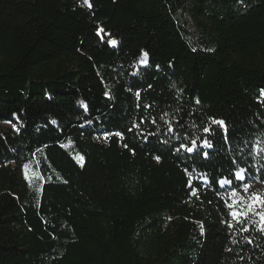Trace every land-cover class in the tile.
<instances>
[{"label": "trees", "instance_id": "1", "mask_svg": "<svg viewBox=\"0 0 264 264\" xmlns=\"http://www.w3.org/2000/svg\"><path fill=\"white\" fill-rule=\"evenodd\" d=\"M262 92L264 0H0V264H264Z\"/></svg>", "mask_w": 264, "mask_h": 264}, {"label": "rangeland", "instance_id": "2", "mask_svg": "<svg viewBox=\"0 0 264 264\" xmlns=\"http://www.w3.org/2000/svg\"><path fill=\"white\" fill-rule=\"evenodd\" d=\"M2 128L4 130H16L17 125H15L14 123L11 122H7L5 124L1 125ZM243 176V179H238L242 185L247 184L249 185V187L247 188V191H242V193L237 192L236 190H228L225 194V202L227 205V208L229 209V215H230V219L231 222H238L237 219L235 217H233L231 215L232 212L237 211V209H243L244 205L243 204H236L237 200H242V199H247L250 202H253L252 197L253 194H258L259 197H261L262 199H264V183L259 182L258 180H256L255 178H249V177H245L244 173H239L237 175ZM221 186H228L226 185L225 182L221 183ZM236 192V196L235 198H233V192ZM254 203H258V202H254ZM233 205H236V207H233ZM243 217H241L242 219Z\"/></svg>", "mask_w": 264, "mask_h": 264}, {"label": "snow or ice", "instance_id": "3", "mask_svg": "<svg viewBox=\"0 0 264 264\" xmlns=\"http://www.w3.org/2000/svg\"><path fill=\"white\" fill-rule=\"evenodd\" d=\"M85 3H88V0H85ZM102 31H103L102 29L98 30L97 35H100V33ZM108 44L114 46V45L117 44V41L115 39H111V40L108 41ZM145 57H146V54H143L142 59L145 58ZM261 95L264 96V92H262ZM105 96H108L107 92L105 93ZM197 103H199V101H197ZM53 123H55V122H53ZM216 123H218L220 125H223V121H218ZM133 127H137V125H133ZM129 131H131V129H129ZM210 131H211L210 128H205L204 129L205 133H209ZM107 135L108 134L106 133L105 134V138L107 137ZM116 135H121V133H117ZM204 146H209L207 139H205L203 141V144L201 145V147H204ZM125 147H127V145H125ZM181 147L185 148L188 152H192L193 151V148L187 147L186 145H182ZM155 158L157 160H159L158 156L155 157ZM237 179H241L242 180L243 176L240 175V176L237 177ZM248 187H249V185H247V184L241 185V190L246 192ZM235 196H236V192L234 191L233 192V198H235ZM252 200H253V202H250L247 199H242V200H237L236 201V204H243L244 205L243 209H237V211H234V212L231 213V215L233 217H235L238 222H240L241 217H243V219H245V220L248 219L249 213L251 212V208L255 207V203L254 202H259L260 203V208L264 209V199L259 197L258 194H253ZM233 207H236V205H233ZM255 215L259 216L260 223H261V230L264 231V212H257V213H255ZM245 230H247V229H245Z\"/></svg>", "mask_w": 264, "mask_h": 264}]
</instances>
